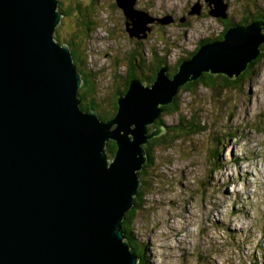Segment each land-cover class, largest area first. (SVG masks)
I'll return each mask as SVG.
<instances>
[{"label":"water","instance_id":"1","mask_svg":"<svg viewBox=\"0 0 264 264\" xmlns=\"http://www.w3.org/2000/svg\"><path fill=\"white\" fill-rule=\"evenodd\" d=\"M206 1L217 3L210 14L228 17L224 0ZM136 2L117 0L131 38H143L149 21H174L142 17ZM58 5L0 0V264H138L124 240L123 218L148 160L141 145L166 131L148 133L145 124H154L180 86L203 72L235 78L245 71L262 53L264 19L231 25L172 78L168 65L152 84L132 78L106 123L80 108L81 74L69 45L54 40L63 15ZM110 140L117 151L109 160Z\"/></svg>","mask_w":264,"mask_h":264},{"label":"rangeland","instance_id":"2","mask_svg":"<svg viewBox=\"0 0 264 264\" xmlns=\"http://www.w3.org/2000/svg\"><path fill=\"white\" fill-rule=\"evenodd\" d=\"M224 1L231 23L245 17L248 23L264 19L257 18V13L264 14V0ZM58 2L59 10L71 13L61 16L54 40L82 51V61L75 63L87 76L79 71L78 96L86 81V91L91 87L93 91L86 94L85 104L91 103L99 117L106 115V123L113 120L116 92L128 82L130 61L137 63L142 80H148L160 59L166 60L171 75L179 60L187 59L203 39H222L226 27L224 19L210 14L217 3L137 0L135 8L144 12L142 17L147 13L174 19L167 24L149 21L146 32L139 33L144 37L137 39L127 31V18L117 0ZM198 7L200 14L191 15ZM224 75H216L215 90L200 82L193 88L180 86L178 113L162 116L170 126L165 132L181 135L177 141L156 142L149 155L147 144L141 145L153 163L142 177L144 195L128 227L131 245L139 247L135 246L147 264H264V56L228 85ZM81 105L82 99L81 110H93ZM183 118L194 119L201 130L172 132ZM158 121L145 124L148 133L160 127ZM124 240L132 252L126 236Z\"/></svg>","mask_w":264,"mask_h":264},{"label":"trees","instance_id":"3","mask_svg":"<svg viewBox=\"0 0 264 264\" xmlns=\"http://www.w3.org/2000/svg\"><path fill=\"white\" fill-rule=\"evenodd\" d=\"M90 5L89 6H86L85 8H84V10H85V12H87L88 10H90ZM62 13H65L66 15H68V14H70L71 12H70V9H64V8H62L61 10H60ZM77 14V13H76ZM258 17H261V18H264V14H261V12H259V15H258ZM221 18H223V17H221ZM228 18V17H227ZM224 20H226V22H227V24H226V27H225V29H224V31H223V36H222V39L224 38V35H225V33L227 32V30H228V28L231 26V25H233V24H238V23H231L228 19H224ZM249 20V18L248 17H245L242 21H239V23H248V22H250V21H248ZM85 27H87V26H85ZM221 39V38H220ZM208 41H212V39H203L201 42H200V44L198 45V47L191 53V55L190 56H188V58H190V57H192L198 50H199V48H200V46L203 44V43H205V42H208ZM73 42V41H72ZM75 43V42H74ZM71 45H72V43H71ZM70 45V46H71ZM261 49H262V53L256 58V59H254L250 64H249V68L248 69H246L245 71L246 72H248L249 71V69L251 68V67H253V65H255V64H257L259 61H260V58L262 57L263 58V56H264V45H261ZM80 51V50H79ZM80 52H81V54H80ZM80 52H78V51H76L75 49H72V47H71V53H72V57H73V59H75V61H74V63L76 62L77 63V65H79L78 64V62L80 63L81 61H82V59H83V55H82V51H80ZM137 53H135V55H136ZM80 56H82V59H80ZM134 58V60H135V56L133 57ZM187 58V59H188ZM185 59L184 58H181L180 60H179V62H178V64H177V66H176V68H175V71L174 72H172L171 73V75H170V77L172 78L173 76H174V74L176 73V71L178 70V68H179V65L184 61ZM78 61V62H77ZM76 63H75V65H76ZM76 65V66H77ZM136 65H137V63L135 62L134 63V61H130V66H133L134 67V69H131L130 70V68H129V79H128V82H127V84H125V88H123L122 90H119V91H117L116 92V94H115V99H114V101H113V104H114V110H115V112L112 114V118H114L115 116H116V114H117V112H118V110H119V103H118V99H119V96H121V95H124L126 92H127V90H128V88H129V84H130V81L132 80V78H134V77H138V75H139V73H138V70L136 69ZM143 65H145V63H140L139 64V67L141 68H143L144 66ZM163 65H167V62H166V60L165 59H160V60H158V62H157V64L155 65V68L153 67V71H152V75L151 76H149L148 77V80H142L140 77V79L143 81V82H148V84H152L154 81H155V79H156V77H157V72H158V70L161 68V66H163ZM133 67H131V68H133ZM138 67V68H139ZM169 67V66H168ZM77 68H80L79 66H77ZM83 67L81 66V68L80 69H78L79 71H83L82 73H84L86 76H87V74L85 73V71L82 69ZM169 71V70H168ZM244 71V72H245ZM132 72H134V73H132ZM243 72V73H244ZM169 73V72H168ZM243 73H241L240 75H242ZM81 74V73H80ZM219 74V73H218ZM218 74H214V73H211V72H203V74H202V76L199 78V79H197V80H194V81H192V82H187V83H185L184 84V88H186V89H188V88H193L195 85H197L199 82L201 83V84H203L204 86H206L207 88H211L212 90H215V89H217V85H218V79H219V76H216V75H218ZM224 74V73H223ZM143 77V76H142ZM144 78V77H143ZM222 78H223V82H224V85H225V83H226V85H228V83H231V82H234V79H232L231 77H229L228 75H224V76H222ZM237 78V77H236ZM86 79H88L87 77H86ZM236 80V79H235ZM87 85V83H86V81L84 82V86H83V91L82 92H80V96H81V99H82V105H81V107H83V109L84 110H90V109H93V110H95L96 108L93 106V105H91V103L90 104H85L86 102H85V99H86V94H90L92 91H93V87H91L92 89H91V91H89L88 90V92L86 91L87 89H86V86ZM179 97H178V95L176 96V98L174 99V101L173 102H171V103H168V104H166V105H163L162 107H163V109H164V112H163V114L161 115V117L159 118V121H158V123H156V124H158V126H163L166 130H169L170 129V126H168L167 127V125H165V122H164V120H162V116L163 115H166V114H169V113H178V108H179ZM100 115V118L102 119V120H107V119H109V118H107V116L105 115V116H103V115H101V114H99ZM110 117V118H111ZM172 128L173 129H171L172 130V132H176L177 134L178 133H183L184 131H190V134H194V133H196V132H198V131H200L201 129H200V125H199V123H197L194 119H192V120H185L184 118L181 120V123L177 126V128H176V126H172ZM166 132H164L163 134H161L160 136H157V137H155V138H153V139H150L149 140V142H147L146 144V149H147V151H148V155H149V153H150V149H151V147H152V144H154V143H156V142H169V140H171L172 141V143L174 142V141H177L179 138H180V136L181 135H169V134H165ZM190 136H192V135H190ZM145 147V146H144ZM106 151H107V154L108 155H112V156H115V154H116V151H117V143H116V141H114V140H111V141H109L108 143H107V145H106ZM152 163H153V159H152V157L149 159L148 158V160H147V162L144 164V166H143V168L139 171V178H140V181H141V184H142V182L143 181H145L144 179H142V177L145 175V173H147V168L148 167H150L151 165H152ZM146 182V181H145ZM144 193V188L143 187H141V185L139 186V188H138V192H137V194H136V196L134 197V202H135V204H134V206L132 207V209L131 210H129L126 214H125V219L123 220V232H124V235L126 236V239H128V242L130 243V245H131V242H132V236H130V227H128L130 224H131V222L135 219V217H136V211L139 209V207H140V204H139V202H140V200H141V197H142V195H144L143 194ZM131 240V241H130ZM133 243V242H132ZM132 246V245H131ZM135 246H137V245H135ZM133 247L132 246V252H133V254H135L137 257H139V258H141V260L139 259V264H147L146 262L147 261H144V259H142L143 258V256H141V254H142V252H140V249H138L137 247Z\"/></svg>","mask_w":264,"mask_h":264},{"label":"flooded vegetation","instance_id":"4","mask_svg":"<svg viewBox=\"0 0 264 264\" xmlns=\"http://www.w3.org/2000/svg\"><path fill=\"white\" fill-rule=\"evenodd\" d=\"M228 14H229V12H228ZM258 15H259V13H257V18H258V19L261 18V17H258ZM218 18H220L221 20H222V19H227V18H221V17H218ZM248 18H249V17H248ZM222 21H224V20H222ZM248 21H249V20H248ZM224 23L227 24L226 20L224 21ZM131 67H133V66H130V67H129L130 70H131V69H134V67H133V68H131ZM141 68H142V67H141ZM132 73H134V72H132Z\"/></svg>","mask_w":264,"mask_h":264},{"label":"bare ground","instance_id":"5","mask_svg":"<svg viewBox=\"0 0 264 264\" xmlns=\"http://www.w3.org/2000/svg\"><path fill=\"white\" fill-rule=\"evenodd\" d=\"M196 13H198V12H196V11H195V12H193V14H196ZM198 14H200V13H198ZM135 20H136V18H135ZM131 26H132V25H131ZM222 31H223V30H222Z\"/></svg>","mask_w":264,"mask_h":264}]
</instances>
